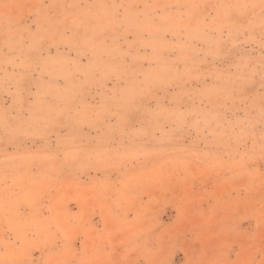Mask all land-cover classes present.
Instances as JSON below:
<instances>
[{"label": "rangeland", "instance_id": "1", "mask_svg": "<svg viewBox=\"0 0 264 264\" xmlns=\"http://www.w3.org/2000/svg\"><path fill=\"white\" fill-rule=\"evenodd\" d=\"M0 264H264V0H0Z\"/></svg>", "mask_w": 264, "mask_h": 264}]
</instances>
